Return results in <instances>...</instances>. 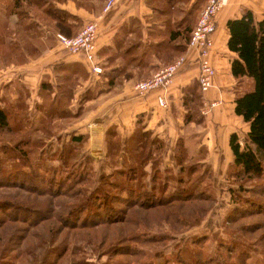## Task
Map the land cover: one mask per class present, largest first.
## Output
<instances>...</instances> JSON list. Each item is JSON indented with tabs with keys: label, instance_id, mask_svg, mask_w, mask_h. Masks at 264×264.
<instances>
[{
	"label": "crops",
	"instance_id": "0c3cea01",
	"mask_svg": "<svg viewBox=\"0 0 264 264\" xmlns=\"http://www.w3.org/2000/svg\"><path fill=\"white\" fill-rule=\"evenodd\" d=\"M106 1L0 0L5 3L4 7L0 4V16L7 18L10 32L4 49L16 55L14 59L0 55V105L23 101L31 116L52 115L53 132L46 138V147L78 142L83 134V143L91 150L88 155L106 159L105 148L116 149L119 166L139 163L135 147L141 149V142H149L144 156L148 160L140 163L145 182L152 176L147 166L151 167L153 158L234 161L231 134L237 133L242 142L250 130V122L236 111L235 99L254 83L249 76L238 81L232 72L238 53L228 46V20L246 9L257 20L264 18V0H229L217 13L210 53L216 74L207 91L201 90L198 81L197 51L184 36L206 0H115L104 10ZM89 21L98 24L95 62L102 68L99 72L83 53L68 52L57 38L58 32L77 33ZM180 52L187 61L166 90L140 93L135 88L137 81ZM163 93L167 107L159 104ZM206 99L221 103L204 113ZM93 114L103 115L94 122L97 126L83 118ZM95 135L101 136L99 145L93 142ZM96 146L105 152L95 153Z\"/></svg>",
	"mask_w": 264,
	"mask_h": 264
},
{
	"label": "rangeland",
	"instance_id": "374dc122",
	"mask_svg": "<svg viewBox=\"0 0 264 264\" xmlns=\"http://www.w3.org/2000/svg\"><path fill=\"white\" fill-rule=\"evenodd\" d=\"M0 4L3 6L5 3ZM7 22L6 18H0L1 25L6 26ZM5 50L7 49H4V52ZM247 85L248 83H245V86ZM102 116L93 114L83 118L85 121L87 120V124L93 122L92 125L97 126L94 122L97 123L98 120L102 119ZM72 119L75 120L76 118ZM21 135H17V137ZM2 136L13 141L17 139L9 133ZM100 137L95 135L93 142L99 145ZM83 142L84 140L79 143L75 142L77 145L67 143L66 147H64L66 144L63 147H55L49 144L45 148H38L34 164L54 177L52 185L47 184L53 187L52 193H48L51 192L49 189V191L40 193L31 188L12 185L5 180L4 175L0 174V202L9 200L11 203L23 204L31 208L29 213H23L17 209L14 212L15 210L11 208L9 212L3 213L0 208V214H4L2 216L4 222L0 223V238L2 239L0 247L6 250L9 257L4 258V260L23 264V259L20 258L24 256L27 257L26 262H29L27 261L28 258L35 262L36 253L40 257L37 262L46 264V257L49 253L48 246L61 244L63 243L61 241L64 240L69 249L68 253L63 258L61 256L59 261L54 264H72V262L76 264L77 259L81 256L89 258L91 264H124L128 258L123 253L113 255L115 251L120 249H116L115 246L126 245L127 247L128 241H125L124 236L140 229L154 232L160 238L144 245L145 249L151 252L157 249L166 251L158 259L160 263L182 264L180 260L175 258V253L178 250L185 253L183 256L188 261L195 259L194 252L196 250L201 251L202 256L207 259L212 256L214 260L220 261L222 256L218 255L216 250L218 247L220 248L222 239L223 244L230 245L234 250L237 249L241 253L244 252V249L238 250L241 248L238 242L243 243V248H247L250 252V257L247 260H252L255 264H264V178L244 180L247 183L246 189L241 188L237 193L238 196L235 197L233 194L239 188L238 180L240 179L239 176L232 174L233 170L236 169L232 158H214L217 163L205 161L206 158H180L181 161L178 158H153V160L156 159L154 163L150 168L147 166L148 172H152V176L147 177L146 183L149 187L154 186L152 179L156 181L154 176L158 174L156 186L160 189L162 185L168 184L166 193H171L175 188L181 187L179 178L182 175V183L185 185L182 186L183 188H194V182L200 183L207 193L195 195L185 202L173 201L168 204V207L155 206L153 209H146L141 205L130 207L125 202H119L117 198L120 197H115L113 202L118 201V203H115L117 206H115L114 213H122L123 215L119 214V217L126 218L125 220H120L117 217L115 223L109 221L72 227L63 224L61 215L69 212L73 205L83 202L87 194L94 188L93 182L91 183L87 179L76 182L75 177H81L91 168L93 180L96 183L100 173L112 174L117 167H120L119 163L115 161L118 153L116 149L108 151L105 148L106 159L91 156L90 162L87 155L91 150L89 147L86 148ZM113 144L114 146L118 145L114 141ZM140 144L144 145L141 146V149L136 147L139 156L136 159L134 157V159L135 162L140 161V158L143 159L137 164L133 163L134 166L138 167V170H142L140 163L148 160L144 156L150 149L149 142H141ZM69 145L74 146L72 152L71 149H68ZM96 151H101V154L105 152L100 146L94 147V152L97 153ZM62 152L68 153L70 163ZM71 157L73 158L71 159ZM9 159L13 161L16 158L3 159L8 168L11 167ZM182 164L185 165V169ZM122 168L130 167L122 166ZM66 175L67 178H65ZM58 178L62 185L58 184ZM59 186H62L60 190L54 191ZM175 209L178 211L174 212ZM180 211L183 213L180 214ZM168 213L171 215L167 219ZM15 214L24 215L25 219ZM35 216L38 220L32 221ZM29 221L32 223L29 224ZM44 237L47 239L45 240ZM106 237L109 239L105 241L104 238ZM123 239L124 241H122ZM47 240H51V243H47ZM191 240L196 241V243L190 244ZM37 241L39 245L35 247ZM224 248L226 249L225 246ZM86 250L87 253L79 252ZM103 252L108 253L104 254ZM109 252L112 253L109 254ZM232 257V261H235L236 264H246L242 259L240 260L236 256ZM130 258L136 259L137 264H145L146 262V260L139 259L140 257L137 255H132Z\"/></svg>",
	"mask_w": 264,
	"mask_h": 264
},
{
	"label": "trees",
	"instance_id": "16d2710c",
	"mask_svg": "<svg viewBox=\"0 0 264 264\" xmlns=\"http://www.w3.org/2000/svg\"><path fill=\"white\" fill-rule=\"evenodd\" d=\"M0 18L5 19L6 17L3 16ZM194 26L185 28L184 36L185 39H188L187 42H189ZM228 27L230 31L228 46L231 50L238 53V56L232 60V72L238 81L243 79L245 76H249L253 79L254 83L252 88L239 92L235 99L236 111L243 115L246 121L250 122V130L244 141L241 142L238 134L235 132L231 134L230 139V143L235 154L234 166L236 167L232 174L237 177L239 176L240 179L238 180L239 188L233 194L237 197V193H239L241 188L246 189L247 187V183L244 180L264 178V18L257 20L253 12L246 9L243 11L241 16L230 18L228 20ZM8 29V22L6 26L0 24V55L4 58L14 59L13 57L16 58V55L13 54V51H9L7 49L4 52V48H6L10 43L8 41V35L10 33ZM169 37L171 38V36ZM187 42L183 45V51L186 48ZM29 53L32 52L29 51ZM52 119L53 116L50 114L47 116H31L27 111L25 112L23 101H17L13 105H0V174L4 175L3 177L8 183L31 188L32 190L40 193H44L49 190L51 192L48 193H52L53 187L48 186L47 184L50 183L52 185L54 177L49 175L44 170H41L38 165L34 164V158L38 148L41 149V147H46V138L53 132L51 130L52 126H54ZM5 133L11 134L12 137L17 138L18 140L16 139V142L9 140L6 136H2ZM17 135L21 136L17 137ZM77 139L78 142L76 143H79L83 139V134L78 136ZM69 143L77 145L73 142ZM67 145L68 144L64 147ZM73 145H69L68 148L71 149V152L74 150ZM62 153L65 158H68V162L70 163L68 153ZM136 155L139 156L138 152H136ZM5 158H16L13 161L9 159V163L11 164L10 168H8L3 162V159ZM72 158L73 157H71V159ZM87 158L91 162V156L87 155ZM142 159L143 158L139 159L140 162ZM178 160L181 161L180 158H178ZM182 166L185 169V165L182 164ZM129 167L130 168H122V166L117 167L112 174L102 172L99 174V178L96 179V183L93 180V171L89 167V171L86 172V174L84 173L81 177L77 176L78 178L75 177L77 179L76 182H82L85 179L91 183L93 182L94 188H92L87 194L83 202L73 205V208L70 209L69 212L67 211L61 215L63 224L72 227L78 225H94L109 221H111V223H115V218L117 217L120 220H125L126 218L119 217V214H121V216L123 215L122 213H114L116 209L115 206H117L115 203H118V201L125 202L130 207L134 205H141L146 209H153L155 206L168 207V204H171L173 201L178 203L185 202L190 200L195 195H204L207 193L200 183L196 184L194 182V188H183L182 186L185 185L182 183V175L179 178L181 187L175 188L171 191V193H166L168 184L162 185L160 189L156 186L158 183L157 172V175L154 176L156 184H154L153 187H149L142 178L144 170H138V167L134 165H130ZM67 177L68 176L66 175L65 178ZM58 184L62 185L60 180L58 181ZM61 187L62 186H59L54 191H59ZM115 197H120L121 199L117 198L118 201L116 200L117 202H113ZM1 202L0 208L3 213L9 212L11 209L15 210L14 212H16L17 209V211H22L23 213H29L31 211V208L23 204H16L14 202L11 203L9 200H2ZM130 207L127 208V212ZM173 211L177 212L178 210L175 209ZM182 213L183 211H180V214ZM3 215L4 214H0V223L4 222V219L2 218ZM15 215L25 219L24 215ZM170 215L171 214L168 213L166 218L168 219ZM36 220L38 219L35 216V219L32 221ZM169 220L171 221V218ZM32 221H29V224H31ZM124 238L125 241H128L127 247L126 245L115 246L116 249H120L119 251H115L113 253V255L123 253V255L128 258L124 264H137L136 259H129L132 255L139 256V259L143 261L146 260L145 264H169V262L160 263V261H158L161 254L166 253L165 250L157 249L151 252L146 250L144 247L146 243L160 239L154 232L151 233V231L148 230L138 229L128 236H124ZM46 239L47 238H45V240ZM107 239L109 238H104L105 241ZM1 241L2 239L0 238V243ZM122 241H124V239ZM61 242L63 243L48 246L49 253L46 257L48 260H46V264H54L59 261L61 256L63 258L65 254L68 253L69 249L67 248V243H65L64 240ZM47 243H51V240ZM194 243H196V241L191 240L190 244ZM238 244L241 245V248L238 250L244 249V252L241 253L237 251V249L234 250L232 246L223 244L221 239L219 245L220 248L218 247L216 250L218 255L222 256L220 261L214 260L212 256L207 259L202 256L201 251L197 250L194 252L195 259L193 261L185 260L183 256L185 253L181 250H178L175 253V258L180 260L182 264H236L235 261H232V256H236L240 260L242 259L246 264H255L252 260H247V258L250 257L249 250H247V248H243V243L238 242ZM37 245H39L38 241L35 242V247H37ZM122 248H125V250L121 251ZM79 252L87 253V250ZM105 253L107 254L108 252ZM111 253L112 252H109V254ZM32 256H34V254H32ZM6 257L9 258L6 250L1 249L0 264H15L14 262L4 260ZM26 258L27 257L24 256L23 258H20L23 259V264H39L37 261L40 257L36 253L34 257L36 259L35 262L31 261L29 258L27 260L29 262H26ZM77 261L78 262H76V264H91L89 258L87 259L83 256L79 257Z\"/></svg>",
	"mask_w": 264,
	"mask_h": 264
},
{
	"label": "built area",
	"instance_id": "2783aa9c",
	"mask_svg": "<svg viewBox=\"0 0 264 264\" xmlns=\"http://www.w3.org/2000/svg\"><path fill=\"white\" fill-rule=\"evenodd\" d=\"M115 2V0H107L104 10H109ZM228 3L229 0H206V3L200 10L189 39L190 48L192 47L197 51L199 64L198 81L202 91H207L214 84L216 67L210 56L214 43L212 35L217 29V13ZM97 36L98 24L96 21L85 23L75 34L70 35L64 32L57 33L58 40L70 53H83L87 60L92 63L93 69L99 72L102 68L95 62ZM186 61V54H181L175 57L173 61L162 65L147 78L137 81L134 84L135 88L140 93H146L156 88L166 90V88L172 83L178 71L185 65ZM168 103L166 95L164 93L160 94L159 104L167 107ZM220 103V99H206L202 111L208 113L213 107Z\"/></svg>",
	"mask_w": 264,
	"mask_h": 264
}]
</instances>
